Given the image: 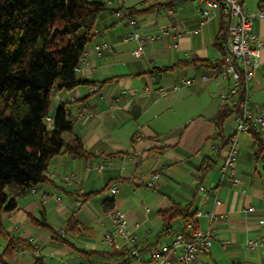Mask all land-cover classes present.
Returning a JSON list of instances; mask_svg holds the SVG:
<instances>
[{"label":"crops","instance_id":"0c3cea01","mask_svg":"<svg viewBox=\"0 0 264 264\" xmlns=\"http://www.w3.org/2000/svg\"><path fill=\"white\" fill-rule=\"evenodd\" d=\"M102 1L107 8L99 15L85 60L75 70L84 83L71 90L55 91L51 100V115L61 105L69 109L73 131L89 155H55L46 181L20 196L18 209L5 216L6 231L28 240L36 249L35 255L45 262L50 259L49 264H82L86 258L55 238L54 231H63L72 217L82 232L66 238L76 247L109 249L103 236L112 227L102 203L113 200L114 209L125 214L127 230L135 235L140 259L153 264V248L169 244L181 229L180 222L174 221L164 232L158 211L170 208L173 202L190 203L189 212L202 214L192 218L198 228L209 226L204 212L217 213L211 248L199 253L191 264H264V246L246 247L247 241H264V225L260 223L264 220V149L258 155V143L252 134L240 133L232 174L236 182L222 180L220 166L227 140L234 132L235 117L229 115L220 128L213 119L223 104L219 92L233 82L202 81L200 76L208 74L210 67L182 64L192 57L219 64L222 55L213 46V38L226 18L217 11L202 23L194 0H174L169 7L174 14L161 6L166 0L153 8H148L145 0ZM237 1L249 11L261 6V0L255 5L249 0ZM126 8L131 15L115 19L114 11L127 13ZM129 18L135 19L134 25H129ZM164 29L169 35L162 34ZM252 33L262 45L247 92L250 106L258 110L264 107V19L253 22ZM131 34L144 38L142 55L134 54L137 40H122ZM103 42L110 46L98 55L92 47ZM154 67L168 70L154 74ZM182 78L195 81L171 90ZM92 84L98 90L91 93ZM160 85L169 90L166 97L158 93ZM143 86L149 87V93L143 92ZM258 133L264 140V130ZM204 159L212 161L213 166L202 173ZM100 163L108 167L98 169ZM151 170L159 172V179L155 187L147 188L142 182ZM70 175L77 176L79 183L67 185L63 178ZM200 185L214 192L200 191ZM113 186L115 192L110 191ZM147 246L149 249L144 250ZM176 255L171 256L170 264H180ZM67 257L84 260L68 262Z\"/></svg>","mask_w":264,"mask_h":264},{"label":"trees","instance_id":"16d2710c","mask_svg":"<svg viewBox=\"0 0 264 264\" xmlns=\"http://www.w3.org/2000/svg\"><path fill=\"white\" fill-rule=\"evenodd\" d=\"M148 1H144L149 4L148 8L160 5V2L151 4ZM173 1L166 0L161 6L169 8ZM106 8L107 4L102 0H0V238L5 242L0 252V264H12L17 251L31 252L32 264H46L42 257L35 255L36 249L28 240L6 231L4 220L7 214L18 209L17 199L20 196L34 191L46 181L49 163L55 155H89L82 139L73 131L74 119L69 109L61 105L51 115V100L55 91L71 90L84 83L75 70L96 35L97 20ZM116 11L123 13V17L117 20L131 15L129 11ZM227 25L226 18L213 38V46L221 55L225 51ZM182 64L203 65L212 69L218 67L220 61L215 64L207 59L192 57ZM165 70L168 67H154L153 72L160 74ZM240 109L239 101L236 104L225 102L213 121L220 128L229 115L234 114L235 117ZM49 115L52 116L50 129L45 125V118ZM250 133L258 143L257 154L260 155L264 140L258 131L251 130ZM64 135L68 139L65 140ZM228 141L229 138L227 148ZM212 166V161L204 159L200 170L205 173ZM142 184L147 187L144 181ZM102 207L104 212L111 211L114 209L113 200H105ZM189 208L190 203L181 205L173 202L170 208L159 210L164 232L171 228L172 222L179 221L181 229L176 236L184 235L187 222L193 220L196 213L189 212ZM77 223L70 217L63 226L65 235L57 233V230L54 233L57 234L55 238L86 258L82 264H133L137 260L139 264H147L146 260L140 259L141 251L137 244V256L131 253L128 246L107 250L76 247L66 236L82 232ZM148 249L149 246L144 248Z\"/></svg>","mask_w":264,"mask_h":264},{"label":"built area","instance_id":"2783aa9c","mask_svg":"<svg viewBox=\"0 0 264 264\" xmlns=\"http://www.w3.org/2000/svg\"><path fill=\"white\" fill-rule=\"evenodd\" d=\"M160 0H150V3H159ZM194 10L200 15L202 23H207L219 11L228 19L227 25V40L224 54L221 57L218 67L210 69L208 74H202V81L230 79L233 85L225 90H221L218 98L222 103L228 102L236 104L239 101L240 111L235 116L234 133L229 137L228 148L220 166V171L223 179H230L236 182L232 177L236 156L238 152V135L247 133L251 130H264V108L259 111H253L249 106V96L247 85L253 77V70L257 67L260 47L262 43L252 33V25L256 20L264 19V0H261V6L255 11H249L242 7L237 0H194ZM170 14H174L171 8H168ZM115 19L123 17L122 11L114 12ZM130 25L135 24V20L128 21ZM163 35H169L167 30H162ZM135 39L138 42L137 48L134 50L135 55H142L144 48V38L135 34L124 37L123 41ZM109 46L108 43L95 44L92 49L100 54V51ZM176 47L177 44H174ZM88 51L84 53L82 60L86 58ZM195 81V78H182L177 84L172 85L171 90H175L180 86H188ZM98 90L97 85H90L89 91L95 92ZM148 86H143V92L149 93ZM158 93L162 97H166L169 90L164 86L157 87ZM55 93L52 95L54 96ZM74 100V98H70ZM91 116V113L88 112ZM45 125L48 129L52 128V116L45 118ZM108 167L107 164H98V169ZM159 179V172L151 170L146 174L144 184L147 187H153ZM66 184H78L79 178L75 175L64 177ZM200 191L214 192L213 189H207L203 185L199 186ZM111 192L116 191V187H110ZM219 202L218 198L214 197V204ZM77 205L80 201L77 200ZM197 216L202 215L200 212L195 213ZM112 229L107 231L103 237V243L108 248H123L130 247L131 253L137 256L135 235L127 230V221L123 211L112 209L108 212ZM207 218L209 226L205 229L195 228L193 220H189L186 225L187 232L184 235L174 237L169 244L161 245L152 250L153 264H170L171 256L177 253L176 258L180 264H191L201 252L209 251L215 238L213 225L217 220V213L214 210H209L203 213ZM260 223L264 225V220ZM63 233V231H60ZM264 246L263 240H252L246 242V247L252 249L254 247ZM137 260L133 264H139Z\"/></svg>","mask_w":264,"mask_h":264},{"label":"rangeland","instance_id":"374dc122","mask_svg":"<svg viewBox=\"0 0 264 264\" xmlns=\"http://www.w3.org/2000/svg\"><path fill=\"white\" fill-rule=\"evenodd\" d=\"M131 1H135V0H130L129 2H131ZM249 2H251L254 5L256 4V0H249ZM118 23H116V24H118ZM3 247H4V242L0 238V252L2 251ZM16 258H18L17 259L18 261H15ZM61 258L63 259V257H61ZM74 260L75 261H83L84 259L78 258V257L77 258L76 257L75 258L67 257L65 259V261H68V262H73ZM32 262H33V255L29 251H23V252H21L20 255H14V260H12V264H32ZM46 262L49 264L50 263V259H47Z\"/></svg>","mask_w":264,"mask_h":264}]
</instances>
